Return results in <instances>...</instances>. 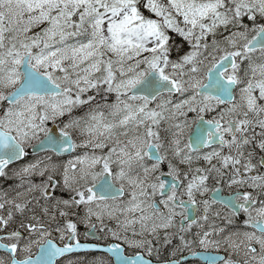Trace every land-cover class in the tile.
Returning <instances> with one entry per match:
<instances>
[{"label":"snow or ice","instance_id":"6c2138e0","mask_svg":"<svg viewBox=\"0 0 264 264\" xmlns=\"http://www.w3.org/2000/svg\"><path fill=\"white\" fill-rule=\"evenodd\" d=\"M0 264H264V0H0Z\"/></svg>","mask_w":264,"mask_h":264}]
</instances>
